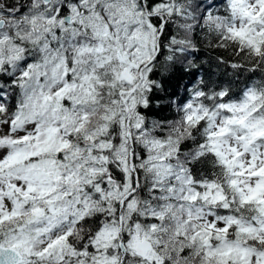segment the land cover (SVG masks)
Returning a JSON list of instances; mask_svg holds the SVG:
<instances>
[{
	"label": "snow or ice",
	"instance_id": "snow-or-ice-1",
	"mask_svg": "<svg viewBox=\"0 0 264 264\" xmlns=\"http://www.w3.org/2000/svg\"><path fill=\"white\" fill-rule=\"evenodd\" d=\"M0 264H264V0H0Z\"/></svg>",
	"mask_w": 264,
	"mask_h": 264
}]
</instances>
